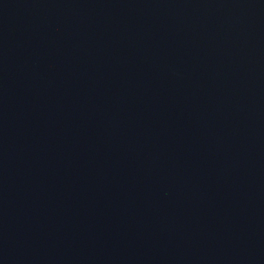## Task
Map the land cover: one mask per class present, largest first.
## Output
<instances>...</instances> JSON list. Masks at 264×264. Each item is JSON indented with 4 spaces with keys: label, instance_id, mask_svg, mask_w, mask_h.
<instances>
[{
    "label": "water",
    "instance_id": "95a60500",
    "mask_svg": "<svg viewBox=\"0 0 264 264\" xmlns=\"http://www.w3.org/2000/svg\"><path fill=\"white\" fill-rule=\"evenodd\" d=\"M0 264H264V0H0Z\"/></svg>",
    "mask_w": 264,
    "mask_h": 264
}]
</instances>
